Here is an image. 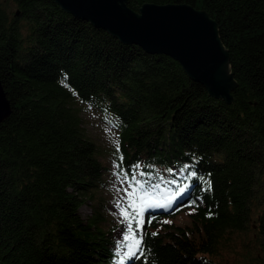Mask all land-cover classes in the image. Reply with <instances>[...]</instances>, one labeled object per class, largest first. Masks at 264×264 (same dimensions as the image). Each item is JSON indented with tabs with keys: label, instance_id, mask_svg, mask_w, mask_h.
Instances as JSON below:
<instances>
[{
	"label": "trees",
	"instance_id": "obj_1",
	"mask_svg": "<svg viewBox=\"0 0 264 264\" xmlns=\"http://www.w3.org/2000/svg\"><path fill=\"white\" fill-rule=\"evenodd\" d=\"M12 2L18 16L0 4L10 105L0 123V264H217L249 232L243 264H264V0H127L134 12L154 4L208 14L237 85L229 104L173 59L123 44L53 0ZM84 109L114 130L127 182L135 171L159 201L172 200L143 212L138 231L133 221L142 244L130 260L102 214H80L105 171Z\"/></svg>",
	"mask_w": 264,
	"mask_h": 264
},
{
	"label": "water",
	"instance_id": "obj_2",
	"mask_svg": "<svg viewBox=\"0 0 264 264\" xmlns=\"http://www.w3.org/2000/svg\"><path fill=\"white\" fill-rule=\"evenodd\" d=\"M53 1L65 13L106 31L123 44L173 59L192 81L206 88L209 96L232 103L230 93L237 85L229 74L228 51L206 12L187 5L154 4H144L134 12L127 7V0ZM9 114L0 82V123Z\"/></svg>",
	"mask_w": 264,
	"mask_h": 264
},
{
	"label": "rangeland",
	"instance_id": "obj_3",
	"mask_svg": "<svg viewBox=\"0 0 264 264\" xmlns=\"http://www.w3.org/2000/svg\"><path fill=\"white\" fill-rule=\"evenodd\" d=\"M0 4L5 6V12L9 17H12L14 13L17 14L12 0H0ZM20 24H24L23 21H20ZM81 115L83 118L84 130L88 138L97 145L100 152L99 159L105 171L103 175L104 185L94 194V199L92 201H87V203L82 206L80 214L84 219L93 215V211H98L102 214L105 221L102 224L103 228L106 230L115 228L112 237L116 243L117 253L123 256V253L127 251V249L123 246L120 248L117 247L118 243L121 245L124 244L123 236L127 231V225L124 217L121 215V211L123 209L129 213L131 212L127 205L129 197L126 193H131L136 186L128 183L122 176L117 175L119 171L114 167V156L111 153V148L116 141V135L112 127L101 114L93 110L84 109ZM165 193L167 194L166 191ZM151 196L154 200L159 201L155 194L151 193ZM159 202L167 206L153 207L150 209L157 210L169 208V201L166 203ZM117 204H119L120 207H117ZM95 208L96 210H94ZM179 220L184 221L185 217L181 216ZM235 237H232L231 248L221 255V259L217 264H243V255L246 251L243 245L251 239V233L249 232L245 235H237Z\"/></svg>",
	"mask_w": 264,
	"mask_h": 264
},
{
	"label": "snow or ice",
	"instance_id": "obj_4",
	"mask_svg": "<svg viewBox=\"0 0 264 264\" xmlns=\"http://www.w3.org/2000/svg\"><path fill=\"white\" fill-rule=\"evenodd\" d=\"M118 126V125H117ZM116 150L119 152V144L116 145ZM121 163L120 164H114V167L117 169H122V161L123 157H119ZM136 168H139V165L136 166ZM117 175L122 176L124 179L127 178L128 173L121 170V172L117 173ZM132 182L135 184V189L131 193H126L128 195L127 205L128 208L131 210L129 213L126 210L121 211V215L124 217V220L127 225V231L125 235L123 236L124 244L121 245L120 243L117 244V247H125L127 251L123 253L124 260H130L134 257H136L137 252L141 251V244L142 240L137 238L136 234L133 232V221H135V226L137 231L141 228V223L139 220L140 215L145 212L146 210L153 208V207H166L167 205L160 203L159 201L154 200V198L151 196L150 191L148 188L145 187V182H141L136 179V173L133 171L132 173ZM185 191V188H181L178 190V193H182ZM172 200H169V203H171ZM117 207H120L119 204H117ZM167 223V221H165ZM155 235V234H153ZM135 249V251H134ZM121 264H123V261H121Z\"/></svg>",
	"mask_w": 264,
	"mask_h": 264
}]
</instances>
